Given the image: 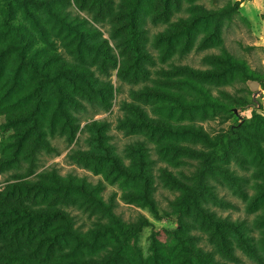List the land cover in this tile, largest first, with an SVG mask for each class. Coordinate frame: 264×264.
Wrapping results in <instances>:
<instances>
[{
	"label": "trees",
	"instance_id": "obj_1",
	"mask_svg": "<svg viewBox=\"0 0 264 264\" xmlns=\"http://www.w3.org/2000/svg\"><path fill=\"white\" fill-rule=\"evenodd\" d=\"M184 1L120 0L113 12L112 29L122 56L118 74L134 83L149 80L133 89L134 98L157 100L162 107L183 113L206 105L211 108L226 105L211 93L205 81H264V74L251 70L243 58L235 56L223 44V29L235 21L244 0L228 1L216 8L188 0V15L174 19ZM111 2L0 0V78L6 76L2 83L11 81L8 88L0 89V113L2 123L12 128L11 135L1 142V170L13 165L20 167L26 162V175L34 174L38 152L50 148L46 137L49 126L57 125L70 140L74 138L78 125L68 105H79L80 98L97 101L105 108L111 106L113 84L100 79L92 65L106 73L108 66L118 65V59L100 30L73 9L99 14ZM147 13L152 22L167 24L156 32L151 42L162 61L186 54L201 32L198 44L220 45L219 53L207 55L212 67L199 69L169 62L167 69L160 68L158 75L152 77L149 64L153 56L143 26ZM57 35L75 61L63 58L56 50ZM176 84L191 89L199 98H187L174 89ZM8 93L10 98L2 105ZM124 108L127 114L120 124L128 132L151 133L157 138L160 155L169 156L174 162H186V159L197 162L189 175L182 170L174 173L166 166L160 172L163 183L179 191L171 202L178 221L173 240L164 244L152 235L150 254L144 259L139 251L132 249L129 237L140 232L148 221L141 218L134 225H126L114 211L113 198L105 200L99 187L85 177L61 175L52 166L0 192V239L5 247L0 251L2 260L8 264H225L223 259L237 258L233 239L250 256L264 257L261 252L264 227L262 239L252 240L242 220L221 216L206 205L210 200L226 201L210 182L212 178L222 177L242 189L238 175L226 163L228 157L237 153L233 144L238 138L232 136L234 142H225V138H214L201 126L152 117L139 103L125 102ZM107 127L105 121L89 123L91 147L76 149L71 157L118 179L125 185L122 194L125 200L157 212L154 160L146 142L137 139L127 144L122 156L109 141ZM244 137L249 147L259 149L255 140ZM185 141H199L207 149L193 147ZM259 201H264V181L257 183L250 197L252 204ZM75 202L100 216L96 226L83 230L76 223L75 216L65 208ZM259 221L264 222V211ZM194 229L204 231L217 252L199 244Z\"/></svg>",
	"mask_w": 264,
	"mask_h": 264
},
{
	"label": "rangeland",
	"instance_id": "obj_2",
	"mask_svg": "<svg viewBox=\"0 0 264 264\" xmlns=\"http://www.w3.org/2000/svg\"><path fill=\"white\" fill-rule=\"evenodd\" d=\"M120 0H112L110 7L96 14L87 9H74L81 17L85 18L92 26L97 27L101 32V37L106 38L112 46V49L118 59V65L108 66L106 73H101L99 69L92 65L95 74L102 80L113 84L114 93L111 99V106L105 108L97 101H88L80 98L79 105H68L74 121L78 125L75 137L71 140L60 131L57 125L49 126L46 129V137L49 140L50 148L41 149L37 154L36 170L32 175H26V162L20 167L16 165L0 169V192L4 191L10 184L20 182L35 177L39 172L47 167L54 166L61 175L73 174L78 177H85L93 185L99 187V190L105 200L114 199V211L120 216L126 225H134L141 218L148 221V225L138 232L131 235L129 242L132 249L139 251L146 259L149 254L151 236L154 235L164 244H169L173 240V230L177 228L178 221L176 214L172 210L171 202L179 194L178 190L167 187L161 178L160 172L163 167H168L174 173L180 170L190 174L197 165L195 160L186 159V162H174L169 156H161L157 148V138L147 131L128 132L120 124V120L127 114L124 108L125 102L139 103L152 117L162 116L170 119L172 122L190 123L201 126L210 136L216 138L222 136L225 142L232 140L236 136L238 140L234 142V148L237 149L236 155L228 157L227 165L238 175L242 182L241 190L234 187L229 181L218 177L210 179L220 196L226 201L214 202L207 201L206 205L215 210L221 216H229L232 220L240 219L247 224V232L252 240L262 239L264 222L259 221L264 211V201L256 204L250 202V197L255 193L258 182L264 181V173L259 174L264 168V81L245 80L232 81L225 79H214L205 81V85L210 89L214 96L224 101L226 105L222 107L211 108L206 105L203 108L194 109L190 112L170 111L162 107L157 100H138L132 95L133 89L141 87L149 80H139L129 82L118 74V66L122 59L116 46L118 37L112 29V14L118 8ZM188 0L183 2V7L175 12L173 18L178 16H187ZM207 8H216L228 1L237 0H194ZM71 8V7H70ZM149 12V11H147ZM143 26L147 29L146 36L148 48L152 53V62L149 64L151 76L156 77L160 68H168L169 62L180 65H188L193 68L207 69L212 64L207 58L210 53H219L220 45L212 44L210 47L198 44L203 33L198 34V40L191 50L183 56H177L167 62L161 60L158 50L151 45L153 36L156 32L163 30L167 24L163 22H152L149 14L145 16ZM223 44L239 58H243L251 70L264 74V0H244L240 4V9L233 23L226 25L223 29ZM56 50L60 52L63 58L69 61H75L67 49L61 45L58 35L55 36ZM24 76H27L26 74ZM6 76L0 78V89L8 88L10 80L2 83ZM27 80V78L25 79ZM174 89L180 91L187 98L198 99L199 96L191 89L176 84ZM14 90V89H12ZM12 92V91H11ZM9 93L2 100L5 105L9 100ZM93 121H105L108 124L109 141L115 146V150L124 156L127 144L139 139L146 142L149 152L154 160L153 169L155 177L154 196L157 202V212H153L149 207L134 202H129L122 197L125 185L118 179L106 174L103 170L97 169L75 161L71 153L76 149L87 150L91 147L89 142L90 130L88 124ZM12 132V128L2 123L0 113V147L1 142L7 139ZM228 135V136H227ZM247 135L251 140H255L260 147H249L246 143ZM230 138V139H229ZM234 138V137H233ZM193 147L207 149L199 141H185ZM219 148V147H218ZM219 152V150H218ZM1 157V149H0ZM76 219V223L87 230L101 219L100 216L91 209L84 207L79 202L65 206ZM199 235V244L208 250H215V247L208 241L207 234L194 229ZM232 246L237 258L223 259L225 264H264V257L256 259L247 254L239 245L236 239L232 240ZM5 247L1 245L0 251ZM264 256V250L261 251ZM217 255V253H215ZM219 256V255H217ZM0 264H8L0 256Z\"/></svg>",
	"mask_w": 264,
	"mask_h": 264
}]
</instances>
